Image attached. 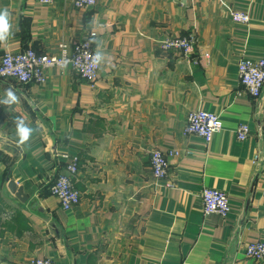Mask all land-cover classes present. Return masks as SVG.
<instances>
[{
    "label": "crops",
    "instance_id": "1",
    "mask_svg": "<svg viewBox=\"0 0 264 264\" xmlns=\"http://www.w3.org/2000/svg\"><path fill=\"white\" fill-rule=\"evenodd\" d=\"M230 6L250 22L235 21ZM4 8L12 29L0 59L89 38L100 70L95 82L70 65L49 68L45 83L0 80V264H264L245 249L264 241V90L250 95L238 67L264 57V0H0ZM189 35L187 57L162 47ZM9 88L18 103L3 102ZM196 109L222 119L209 143L185 132ZM19 126L26 144L10 139ZM154 149L179 151L164 179L153 174ZM73 156L81 199L67 210L49 186ZM206 187L228 194L227 217L204 212Z\"/></svg>",
    "mask_w": 264,
    "mask_h": 264
},
{
    "label": "built area",
    "instance_id": "2",
    "mask_svg": "<svg viewBox=\"0 0 264 264\" xmlns=\"http://www.w3.org/2000/svg\"><path fill=\"white\" fill-rule=\"evenodd\" d=\"M40 3H52L55 0H37ZM76 7L95 5L98 0H73ZM235 21L248 23L251 15L249 12L234 7H228ZM197 38L189 36H170L162 42L166 50H179L183 57L192 54L196 47ZM209 57V53L204 54ZM98 58V59H97ZM70 65L82 78L95 82L99 77L100 56L89 38L78 40L70 47L66 43L59 46L58 53L38 54L34 49L28 48L20 51H6L0 59V80L14 78L20 83L39 82L45 83L48 79L46 71L52 67H63ZM240 80L250 95L255 98L262 96L264 90V57L245 56L239 61ZM2 102L0 99V112ZM223 122L215 112L205 109L191 110L187 116L185 126L186 133L200 135L205 142L209 143L214 135L221 131ZM250 128L247 124H241L238 128V137L246 139ZM179 151L169 149L162 151L154 149L151 152V168L156 178L164 179L169 174L170 156H176ZM78 156H73L68 164L67 172L62 173L51 182L49 191L59 198L64 209H72L80 203V193L75 189L71 175L77 171ZM204 201V212L206 214L218 213L227 217L232 211V204L228 194L217 188H204L202 192ZM249 257L257 261H264V241H250L245 246ZM30 264H54L47 257H34Z\"/></svg>",
    "mask_w": 264,
    "mask_h": 264
},
{
    "label": "clouds",
    "instance_id": "3",
    "mask_svg": "<svg viewBox=\"0 0 264 264\" xmlns=\"http://www.w3.org/2000/svg\"><path fill=\"white\" fill-rule=\"evenodd\" d=\"M10 20L11 14L8 9L4 8L3 10H0V42L6 41L11 35L12 24L10 23ZM18 99L19 98L16 96L15 92L9 88L6 90V99H4L3 102L7 105H11L13 103H18ZM19 134L20 142L23 143L29 139L30 131L26 127L19 126Z\"/></svg>",
    "mask_w": 264,
    "mask_h": 264
},
{
    "label": "water",
    "instance_id": "4",
    "mask_svg": "<svg viewBox=\"0 0 264 264\" xmlns=\"http://www.w3.org/2000/svg\"><path fill=\"white\" fill-rule=\"evenodd\" d=\"M19 135H20L19 132H15L13 134H10V139L13 140V141H17V140L20 141V136ZM23 143L26 144L25 141ZM8 186H9V189L11 190V192L16 194V196L20 200L26 201L28 196L26 194H24L23 188L22 187H18L14 180H9Z\"/></svg>",
    "mask_w": 264,
    "mask_h": 264
}]
</instances>
